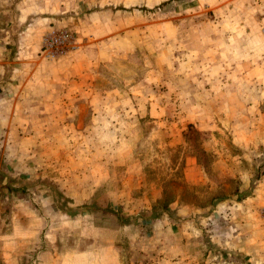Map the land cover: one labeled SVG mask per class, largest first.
<instances>
[{
	"label": "rangeland",
	"instance_id": "1",
	"mask_svg": "<svg viewBox=\"0 0 264 264\" xmlns=\"http://www.w3.org/2000/svg\"><path fill=\"white\" fill-rule=\"evenodd\" d=\"M75 1L80 10L46 27L37 51L66 71L56 148L86 150L87 210L114 213L121 263H160L156 250L133 253L132 239L167 229L178 248L164 263L264 264V0ZM15 11L0 18L9 56L36 41ZM98 11L100 23L86 19ZM54 31L68 42L47 55Z\"/></svg>",
	"mask_w": 264,
	"mask_h": 264
},
{
	"label": "crops",
	"instance_id": "2",
	"mask_svg": "<svg viewBox=\"0 0 264 264\" xmlns=\"http://www.w3.org/2000/svg\"><path fill=\"white\" fill-rule=\"evenodd\" d=\"M41 1L45 10H40L39 0H0V18L15 7L16 21L29 19L24 34L33 32L36 38L31 46H20L21 52L13 56L0 51V192L10 203L9 213L3 215L0 201V264H124L119 225L112 223L114 213L87 210L88 184L78 178L95 166L85 162L86 150L56 148L60 143L56 141H63L58 136L67 132L62 108L70 102L57 96L58 88L63 92L66 85L59 86L66 71L60 69V62L42 60L37 51L46 27L58 25L56 20L66 24L71 21L66 15L69 10L80 8L75 0ZM101 15L98 11L86 19L98 24ZM8 141L13 142V149H8ZM59 156L67 160L62 169L49 168L46 163ZM45 168L49 173L72 174L77 181L69 182L65 174L58 180L48 177L42 174ZM102 185V180L93 183L90 198L96 204L103 203L102 195L96 194ZM105 217L109 227H104ZM140 237L136 246L137 240L132 239L133 253L158 251L155 259L160 263L145 264H183L164 263L178 248L168 247L167 229Z\"/></svg>",
	"mask_w": 264,
	"mask_h": 264
},
{
	"label": "built area",
	"instance_id": "3",
	"mask_svg": "<svg viewBox=\"0 0 264 264\" xmlns=\"http://www.w3.org/2000/svg\"><path fill=\"white\" fill-rule=\"evenodd\" d=\"M68 37L66 31L51 32L44 38L42 49L47 55H54V50H60L65 47Z\"/></svg>",
	"mask_w": 264,
	"mask_h": 264
}]
</instances>
